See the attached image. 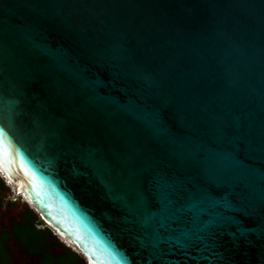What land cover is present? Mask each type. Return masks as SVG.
<instances>
[{
  "label": "water",
  "instance_id": "obj_1",
  "mask_svg": "<svg viewBox=\"0 0 264 264\" xmlns=\"http://www.w3.org/2000/svg\"><path fill=\"white\" fill-rule=\"evenodd\" d=\"M0 177L87 264H264V0H0Z\"/></svg>",
  "mask_w": 264,
  "mask_h": 264
},
{
  "label": "flooded vegetation",
  "instance_id": "obj_2",
  "mask_svg": "<svg viewBox=\"0 0 264 264\" xmlns=\"http://www.w3.org/2000/svg\"><path fill=\"white\" fill-rule=\"evenodd\" d=\"M3 196H5L4 202L11 201L7 191L3 192ZM10 207L0 206V264H54V261L58 260L62 254L65 247L64 242L40 219L43 223H39L37 228L52 231L55 239L54 244L51 247L45 246L40 254L28 252L24 246L16 241L13 231L14 226L19 222L20 214L24 213L26 209L22 210L15 218L4 221L2 210ZM7 234L9 235L8 238L5 237Z\"/></svg>",
  "mask_w": 264,
  "mask_h": 264
},
{
  "label": "trees",
  "instance_id": "obj_3",
  "mask_svg": "<svg viewBox=\"0 0 264 264\" xmlns=\"http://www.w3.org/2000/svg\"><path fill=\"white\" fill-rule=\"evenodd\" d=\"M7 186L0 177V206H11L13 202H4L5 196L3 192L7 191ZM19 196H21L19 194ZM39 223H43L32 209H26L24 213L20 214L19 222L14 226L16 241L24 246L28 252L32 254H40L45 246H53L54 236L50 230H41L37 228ZM8 234L5 236L8 238ZM54 264H84L83 258L80 254L74 252L68 247H64L61 256Z\"/></svg>",
  "mask_w": 264,
  "mask_h": 264
},
{
  "label": "rangeland",
  "instance_id": "obj_4",
  "mask_svg": "<svg viewBox=\"0 0 264 264\" xmlns=\"http://www.w3.org/2000/svg\"><path fill=\"white\" fill-rule=\"evenodd\" d=\"M6 186L8 189L7 195L9 196L10 200L13 201V204L11 205L10 208H4L2 210V218L4 221L7 219L15 218L24 209H27V208L30 209L29 206L27 204H25L23 198L21 196H19V194L14 195L13 189L10 186H8V184H6ZM64 245L67 247L66 244H64ZM83 263L87 264V262L84 259H83Z\"/></svg>",
  "mask_w": 264,
  "mask_h": 264
},
{
  "label": "bare ground",
  "instance_id": "obj_5",
  "mask_svg": "<svg viewBox=\"0 0 264 264\" xmlns=\"http://www.w3.org/2000/svg\"><path fill=\"white\" fill-rule=\"evenodd\" d=\"M18 194H20V195H21V193H18ZM18 194H17V195H18Z\"/></svg>",
  "mask_w": 264,
  "mask_h": 264
}]
</instances>
